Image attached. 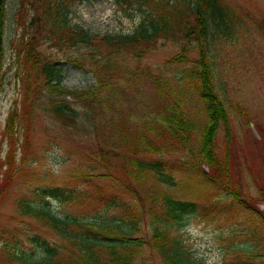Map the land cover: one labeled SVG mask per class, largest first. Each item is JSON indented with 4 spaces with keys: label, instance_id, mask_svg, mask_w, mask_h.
<instances>
[{
    "label": "trees",
    "instance_id": "1",
    "mask_svg": "<svg viewBox=\"0 0 264 264\" xmlns=\"http://www.w3.org/2000/svg\"><path fill=\"white\" fill-rule=\"evenodd\" d=\"M9 1L0 0V93L5 85L3 69L7 61L9 26L12 24L21 29L19 35L11 39V45L15 58L23 65L25 80L29 82L25 99L42 87L50 95L45 108L52 121H57L66 130L69 128L70 134L75 130L88 132L92 141L87 156L81 152L86 158L77 161V167L68 175L73 180L78 178L88 187L46 184L40 187V192L35 191V198L25 196L17 201L22 216L38 220L61 242L53 243L38 233L30 235L29 239L40 250L33 256L17 245L18 240H22L16 235V242H5L2 247V252L9 256L12 264H135L146 248L157 252L164 264H207L192 253L183 236L171 232L183 229L186 217L197 212V201L182 200L164 191L160 212L155 207L147 210L148 214L155 213L156 218L151 223L150 236L139 235L147 213L144 204L140 206L135 202L139 198L140 203L142 196L131 184L139 185L150 178L156 185L159 183L169 189L178 184L177 173L185 175L183 185L188 190L201 194L214 209L228 214L241 213L249 223H261L263 218L251 200L244 201L240 191L232 188L228 178V160L219 156L216 146L221 127L227 138H232L230 114L225 103L229 94L226 84L218 85L217 54L213 47L221 32L226 34L239 20L233 6L226 0H117L125 9L132 10L139 5L145 17L133 33L99 36L83 25L69 22L65 14V10L70 8L69 0H19L14 10L8 6ZM178 31L180 35H177ZM37 34L51 35L55 44L73 47L77 51L83 47L92 49L91 56L70 60L76 67L99 76L100 84L84 91L62 86L61 70L56 62L46 59L38 50ZM168 35L173 38L180 36L184 41L182 50L170 62L184 64L187 52L193 47L199 49L200 56L190 66L182 67L180 74L174 77L150 75L148 79L154 93H149V98L145 99L146 109L140 110L139 114L127 109L123 96L118 94L122 86L105 77L116 79L117 74L125 77L128 67L110 56H121V51L130 49L146 50L158 38ZM102 47L110 56L102 57ZM34 68L41 71L38 77L42 84L38 86L39 83L34 81L32 87ZM176 84L188 87L192 101L195 100L197 108L200 107V117L197 116L202 125L200 132L195 126L197 119L184 105ZM233 106L241 113L238 104ZM20 116L18 106H14L4 129L9 139V165L13 150L23 145L17 126ZM194 132L199 154L184 159L165 158L164 153L189 147L187 145L191 143ZM166 139L173 141L166 144L163 142ZM228 152L226 150L224 155ZM205 164L211 172L204 168ZM218 171L225 172L219 175ZM119 175L124 177L120 182ZM112 177L114 181L109 183ZM219 192L228 195L231 203L227 204L225 197L216 198ZM54 201L64 209L56 211ZM89 202L104 216L97 220L65 211L69 203L79 206ZM248 234L252 238L260 237L252 227ZM67 246L76 247L77 253H70L65 258L63 251ZM256 246L249 241L234 247L239 252L235 264H264L258 262L261 256L255 250ZM5 262L3 256L0 264H7Z\"/></svg>",
    "mask_w": 264,
    "mask_h": 264
},
{
    "label": "rangeland",
    "instance_id": "2",
    "mask_svg": "<svg viewBox=\"0 0 264 264\" xmlns=\"http://www.w3.org/2000/svg\"><path fill=\"white\" fill-rule=\"evenodd\" d=\"M18 1H9L8 6L11 10H14ZM226 2L234 7L235 15L239 20H236L226 34L221 32L212 47L217 54L216 65L220 82L222 81L221 83L218 81V85L226 84L229 94V100L227 98L225 103L230 114L232 138L228 139L221 127L217 133L216 146L219 156L228 160L230 167L228 178L232 188L240 191L241 199L244 201L251 200L252 206L258 210L263 220L261 223L252 221L249 223L241 213L238 215L233 213V216L214 209L212 203L201 194L188 190L183 185L185 175L178 173L176 174L178 184L169 189L161 187L159 183L156 185L157 183L150 178L143 180L139 185L129 184L142 196L140 203L139 198L138 201L135 199V202L140 206L144 204L146 213L150 207H155L156 211L160 212L159 205H162L164 191L182 200L198 202L197 212L186 217L183 229L180 232L175 233L173 230L171 232L183 236L186 246L207 264H235L239 252L234 250V247L249 241L257 245L255 250L261 256L258 258V262L261 263L264 262V0H226ZM68 3L70 8L65 10V14L69 22L83 25L91 33L99 36L133 33L145 17L144 12L138 8L139 5L132 10L125 9L117 0H69ZM9 27L7 61L3 69L5 85L0 93V261L5 256L7 264H12L9 256L2 252V247L5 242H16L14 241L16 235L22 240H18L17 245L33 256L39 254L40 250H37L35 243L29 239L30 235L38 233L53 243L61 242L38 220L30 216H22L17 201L25 196L35 198V191L40 192V187L46 184L88 187L78 178L73 180L68 175L77 167V161L86 158L84 156H87L92 141L88 132L75 130L70 134L69 128L66 130L63 125L60 127L57 121H52L45 108L50 95L42 87H37V91L31 92V96L25 99L26 86L29 82L25 80L23 65L15 58L11 45V39L18 36L21 29L12 24ZM180 34L178 31L177 35ZM37 35L39 36L37 47L42 56L56 62L61 70L62 86L73 91H84L100 84L99 76L76 67L70 60L91 56L92 49L83 47L82 50L77 51L73 47L55 44L56 41L51 35ZM183 42L180 36L173 38L172 35H168L158 38L157 42L146 50L141 51L140 48L125 50L121 51V56H110L104 47L101 48L103 58L115 57L120 64L128 67L124 72L125 77L118 74L116 79L105 77L122 86L118 94L123 96L127 109L131 108L138 114L143 108L146 109L145 99L149 98V93H154L148 79L150 75L174 77L175 74H180L182 67H188L193 60H197L200 51L193 47L191 48L193 50L187 52L184 64L170 62V59L182 50ZM34 69L31 76L32 87L34 81L39 83L38 86L42 84L38 77L41 71ZM175 87L180 89L184 105L188 106L195 120L197 119L195 126L200 132L202 129L201 120L198 119L200 107L197 108L196 101H192L188 87L185 88L182 84H176ZM235 103L240 106L241 113L236 107L234 108ZM14 106H18L21 115L20 120L17 119V126L23 145L18 150H13L9 165L7 155L9 139L4 134V129ZM194 135L195 132L191 135L192 141L187 145L189 147H184L183 151L164 153L165 158L184 159L199 154L200 149L195 146ZM172 141L163 140L166 144ZM171 148L178 150L174 146ZM226 150L229 152L225 156ZM204 168L210 171L206 164ZM224 172H220L219 175ZM185 173L189 172L185 171ZM123 178L119 175V182ZM111 181H114L113 177L108 182ZM94 183L96 182L92 184ZM226 196L228 195L219 192L216 198L225 197V202L230 204L231 199ZM53 206L56 207V211L64 209L56 201ZM94 207L90 202L79 206L69 203L65 211H74L77 215L98 220L104 215L100 214V209L95 210ZM154 214L147 213L142 232L139 234L142 237L150 236L151 223L156 220ZM251 227L258 232L259 238L249 236L248 229ZM8 247L13 250L10 245ZM70 253H77L76 247L67 246L63 251L65 258ZM135 264H164V262L157 252L146 248L136 259Z\"/></svg>",
    "mask_w": 264,
    "mask_h": 264
}]
</instances>
